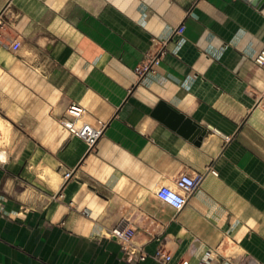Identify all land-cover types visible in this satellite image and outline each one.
Listing matches in <instances>:
<instances>
[{"label": "crops", "instance_id": "1", "mask_svg": "<svg viewBox=\"0 0 264 264\" xmlns=\"http://www.w3.org/2000/svg\"><path fill=\"white\" fill-rule=\"evenodd\" d=\"M263 46L251 0H0V264H264ZM73 102L106 123L93 149ZM186 167L176 210L152 189Z\"/></svg>", "mask_w": 264, "mask_h": 264}, {"label": "built area", "instance_id": "2", "mask_svg": "<svg viewBox=\"0 0 264 264\" xmlns=\"http://www.w3.org/2000/svg\"><path fill=\"white\" fill-rule=\"evenodd\" d=\"M189 14L195 15L193 11H190ZM183 27L184 25L180 24L175 28V31H181ZM20 44V41L15 39L13 46L14 48H18ZM255 63L259 66L264 65V46L256 54ZM85 112L86 109L83 105L73 102L68 106L66 114L59 118V122L73 135L82 138L87 143L89 149H93L98 139L101 137L106 123L102 120H98L97 125H93L83 119ZM0 160H3L2 152H0ZM208 169L217 174V171L212 167ZM66 175H70V172ZM201 177L202 175L195 172L191 167H186L174 178L172 184L159 183L152 191L166 204L176 210H181L187 202V194L195 189ZM109 235L119 241L125 260L139 263L148 256V252L145 250L144 246L135 242L136 228L129 223L127 218H121L117 224L112 226L109 229ZM152 256L156 260L167 264L170 263L173 258L170 251L162 246L156 248ZM174 264H186V262L181 261L175 262Z\"/></svg>", "mask_w": 264, "mask_h": 264}, {"label": "water", "instance_id": "3", "mask_svg": "<svg viewBox=\"0 0 264 264\" xmlns=\"http://www.w3.org/2000/svg\"><path fill=\"white\" fill-rule=\"evenodd\" d=\"M254 4H260V5H262V4H264V0H251ZM200 131V129H198L197 130V132H199Z\"/></svg>", "mask_w": 264, "mask_h": 264}, {"label": "rangeland", "instance_id": "4", "mask_svg": "<svg viewBox=\"0 0 264 264\" xmlns=\"http://www.w3.org/2000/svg\"><path fill=\"white\" fill-rule=\"evenodd\" d=\"M0 144L1 145H7V142L4 140L3 137L0 136Z\"/></svg>", "mask_w": 264, "mask_h": 264}, {"label": "bare ground", "instance_id": "5", "mask_svg": "<svg viewBox=\"0 0 264 264\" xmlns=\"http://www.w3.org/2000/svg\"><path fill=\"white\" fill-rule=\"evenodd\" d=\"M5 158H6V157H5V155H3V153H2V159H4V160H5ZM65 177H66V176H65Z\"/></svg>", "mask_w": 264, "mask_h": 264}]
</instances>
